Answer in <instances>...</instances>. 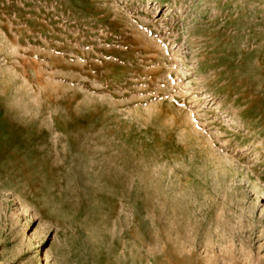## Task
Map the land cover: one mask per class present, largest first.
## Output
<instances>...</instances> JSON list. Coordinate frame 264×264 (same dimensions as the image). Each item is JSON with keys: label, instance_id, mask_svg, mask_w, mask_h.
<instances>
[{"label": "rangeland", "instance_id": "1", "mask_svg": "<svg viewBox=\"0 0 264 264\" xmlns=\"http://www.w3.org/2000/svg\"><path fill=\"white\" fill-rule=\"evenodd\" d=\"M0 264H264V0H0Z\"/></svg>", "mask_w": 264, "mask_h": 264}, {"label": "bare ground", "instance_id": "2", "mask_svg": "<svg viewBox=\"0 0 264 264\" xmlns=\"http://www.w3.org/2000/svg\"><path fill=\"white\" fill-rule=\"evenodd\" d=\"M170 194V193H169ZM168 195V194H167ZM236 234V233H235ZM220 259V258H219ZM242 260V259H241Z\"/></svg>", "mask_w": 264, "mask_h": 264}]
</instances>
